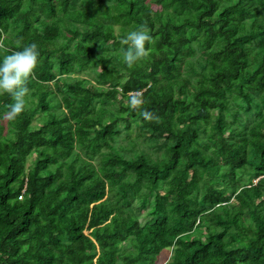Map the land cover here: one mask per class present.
<instances>
[{
  "label": "trees",
  "instance_id": "16d2710c",
  "mask_svg": "<svg viewBox=\"0 0 264 264\" xmlns=\"http://www.w3.org/2000/svg\"><path fill=\"white\" fill-rule=\"evenodd\" d=\"M32 41L0 264H264V0H0V57Z\"/></svg>",
  "mask_w": 264,
  "mask_h": 264
},
{
  "label": "clouds",
  "instance_id": "9594fccd",
  "mask_svg": "<svg viewBox=\"0 0 264 264\" xmlns=\"http://www.w3.org/2000/svg\"><path fill=\"white\" fill-rule=\"evenodd\" d=\"M121 39L127 45L123 51V60L132 67L147 54L146 43H151L153 37L147 25H140L128 31ZM40 55L38 43L32 41L0 57V94L6 92L12 96L13 102L9 105V112L13 116L21 114L26 108V96L30 91L28 81L37 67ZM130 104L133 107L143 105L142 94H133ZM142 115L148 119L152 118L147 109Z\"/></svg>",
  "mask_w": 264,
  "mask_h": 264
},
{
  "label": "rangeland",
  "instance_id": "374dc122",
  "mask_svg": "<svg viewBox=\"0 0 264 264\" xmlns=\"http://www.w3.org/2000/svg\"><path fill=\"white\" fill-rule=\"evenodd\" d=\"M131 135L133 136L134 134L133 133H131ZM207 218L209 219V218H214L212 215H207ZM163 255H164V253H163ZM165 256V255H164ZM164 256L162 257V259L164 260ZM165 257H167V256H165ZM166 259H168V257L166 258ZM165 259V260H166Z\"/></svg>",
  "mask_w": 264,
  "mask_h": 264
}]
</instances>
